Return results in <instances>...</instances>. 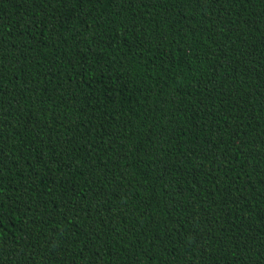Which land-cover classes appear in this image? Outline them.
Instances as JSON below:
<instances>
[{"label": "trees", "instance_id": "16d2710c", "mask_svg": "<svg viewBox=\"0 0 264 264\" xmlns=\"http://www.w3.org/2000/svg\"><path fill=\"white\" fill-rule=\"evenodd\" d=\"M0 264H264V0H0Z\"/></svg>", "mask_w": 264, "mask_h": 264}]
</instances>
